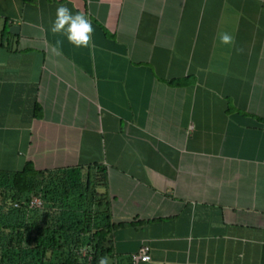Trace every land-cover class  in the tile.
I'll use <instances>...</instances> for the list:
<instances>
[{"label": "crops", "instance_id": "1", "mask_svg": "<svg viewBox=\"0 0 264 264\" xmlns=\"http://www.w3.org/2000/svg\"><path fill=\"white\" fill-rule=\"evenodd\" d=\"M60 4L94 47L51 32ZM4 23L0 172L100 165L108 264L142 243L150 264H264V0H0Z\"/></svg>", "mask_w": 264, "mask_h": 264}, {"label": "trees", "instance_id": "2", "mask_svg": "<svg viewBox=\"0 0 264 264\" xmlns=\"http://www.w3.org/2000/svg\"><path fill=\"white\" fill-rule=\"evenodd\" d=\"M7 28H0L2 40ZM103 181L98 164L82 171L38 169L25 161L0 172V264H97L109 253L108 231L124 224L109 219ZM32 197L40 203L30 205Z\"/></svg>", "mask_w": 264, "mask_h": 264}, {"label": "clouds", "instance_id": "3", "mask_svg": "<svg viewBox=\"0 0 264 264\" xmlns=\"http://www.w3.org/2000/svg\"><path fill=\"white\" fill-rule=\"evenodd\" d=\"M94 29L91 20L81 12H73L64 4L58 5L55 19L51 26L53 34H63L67 41L76 48H91L95 45L92 42ZM220 43L223 45H234L235 37L227 32L219 35ZM57 41V48L61 44ZM144 264H150L151 258L143 257ZM99 264H108L107 258H101Z\"/></svg>", "mask_w": 264, "mask_h": 264}, {"label": "built area", "instance_id": "4", "mask_svg": "<svg viewBox=\"0 0 264 264\" xmlns=\"http://www.w3.org/2000/svg\"><path fill=\"white\" fill-rule=\"evenodd\" d=\"M40 203V199L38 197H32L29 200V204L30 205H38ZM13 204L15 205L16 202H13ZM144 256H148L149 257V253H148V247L146 244L142 243L138 248L137 251L132 255V261L133 263H137L138 261H142ZM144 261V260H143Z\"/></svg>", "mask_w": 264, "mask_h": 264}, {"label": "rangeland", "instance_id": "5", "mask_svg": "<svg viewBox=\"0 0 264 264\" xmlns=\"http://www.w3.org/2000/svg\"><path fill=\"white\" fill-rule=\"evenodd\" d=\"M83 245H84V244H83ZM83 245L80 247L79 251H81V252L84 253V252L87 250V247H85V245H84V246H83ZM86 246H87V245H86ZM59 259H61V257L57 255V258H54L53 261H57V260H59Z\"/></svg>", "mask_w": 264, "mask_h": 264}, {"label": "water", "instance_id": "6", "mask_svg": "<svg viewBox=\"0 0 264 264\" xmlns=\"http://www.w3.org/2000/svg\"><path fill=\"white\" fill-rule=\"evenodd\" d=\"M7 30L9 32H15L17 30V25L16 24H11V25L8 26Z\"/></svg>", "mask_w": 264, "mask_h": 264}]
</instances>
